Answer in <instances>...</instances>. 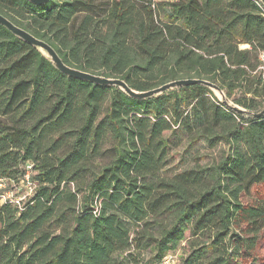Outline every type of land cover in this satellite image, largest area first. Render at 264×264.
I'll use <instances>...</instances> for the list:
<instances>
[{"label":"trees","instance_id":"1","mask_svg":"<svg viewBox=\"0 0 264 264\" xmlns=\"http://www.w3.org/2000/svg\"><path fill=\"white\" fill-rule=\"evenodd\" d=\"M0 14L73 69L138 92L205 80L264 109L262 0H0ZM178 129L228 150L161 177ZM29 164L32 198L0 205V264H127L146 248L158 264L184 242L180 264H264V117L202 85L139 100L69 78L0 24V177L13 187Z\"/></svg>","mask_w":264,"mask_h":264},{"label":"rangeland","instance_id":"2","mask_svg":"<svg viewBox=\"0 0 264 264\" xmlns=\"http://www.w3.org/2000/svg\"><path fill=\"white\" fill-rule=\"evenodd\" d=\"M168 1L172 2L177 0H153L154 3ZM215 95L219 98V95L217 93H215ZM238 97L239 94L238 92H236L233 94L232 99ZM165 137L170 140V148L168 150V157L167 162L165 163V167L160 172V176L164 178H173L174 176L186 171L198 170L204 167H212L220 161L222 152L228 150V148L224 144H221L216 148H210L209 145L204 141H200L196 144H191L185 132L181 129H178L174 133H167L165 134ZM110 148L111 144L107 143L103 146L101 154L106 151L108 152ZM109 157L110 153H108L106 156L101 155L96 164L98 166H104L108 164V162L110 161ZM27 167H29L28 171H30L31 177L34 178L36 176V172L33 170V166L29 164ZM34 180L35 179L32 180L33 185L37 186L38 183L36 184ZM11 189L15 192L18 198L25 197L24 203H27L33 196L32 194H30V190L21 179H19L16 186L11 187ZM179 250L180 251H178L175 255L176 264H180L182 259L185 257V254L187 253L186 242L181 244ZM132 253L134 255L136 254V259L138 260V262L128 261L127 264L156 263L154 253L150 248H146L140 251L132 250Z\"/></svg>","mask_w":264,"mask_h":264},{"label":"water","instance_id":"3","mask_svg":"<svg viewBox=\"0 0 264 264\" xmlns=\"http://www.w3.org/2000/svg\"><path fill=\"white\" fill-rule=\"evenodd\" d=\"M28 1H30L32 4H35V5H43L47 3L49 0H28ZM262 2L264 3V0H262ZM0 24L5 26L9 31H11L14 35L19 37L20 39L36 47L53 64V66L58 71L68 76L69 78L87 81V82L100 85V86L117 87L121 91H123L127 96L134 98V99H139V100L154 98L168 91H172V90L182 88V87L202 85V86H205L211 89L214 93H217L219 95V100L225 106H227L230 110L234 111L235 113L251 116L254 119H260L264 117V109L256 113L249 112L239 107L238 105L233 103L231 100H229L225 91L222 90L218 85L205 81V80H200V79L177 80V81L169 82L151 91H147V92L135 91L131 89L127 85V83L121 79H113V78L109 79V78L93 75L90 73H86V72L68 67L67 65L63 63V61L61 60V58L59 57V55L53 49L52 46H50L48 43H46L43 40H39L35 38L33 35H31L27 31L21 28H18L17 26H15L12 22H10L7 18L2 16L1 14H0Z\"/></svg>","mask_w":264,"mask_h":264},{"label":"built area","instance_id":"4","mask_svg":"<svg viewBox=\"0 0 264 264\" xmlns=\"http://www.w3.org/2000/svg\"><path fill=\"white\" fill-rule=\"evenodd\" d=\"M253 74L258 75L261 78L262 83L264 85V51L260 52L259 54V65H258L257 70ZM28 168L29 167H27L26 174L24 176V183L30 190V194H32L35 189V186L33 185V182L31 181V173L30 171H28ZM12 186L15 187L16 185L13 184ZM24 200H25V197L24 198L17 197L15 192L9 186L8 180L0 177V205L6 202H11V203L20 205L21 202ZM175 255L176 254L167 255L158 264H176Z\"/></svg>","mask_w":264,"mask_h":264}]
</instances>
